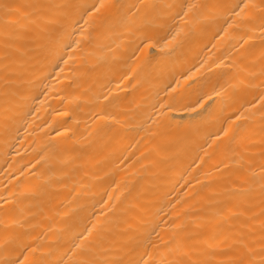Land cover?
I'll use <instances>...</instances> for the list:
<instances>
[{
    "label": "bare ground",
    "instance_id": "bare-ground-1",
    "mask_svg": "<svg viewBox=\"0 0 264 264\" xmlns=\"http://www.w3.org/2000/svg\"><path fill=\"white\" fill-rule=\"evenodd\" d=\"M0 264H264V0H0Z\"/></svg>",
    "mask_w": 264,
    "mask_h": 264
}]
</instances>
